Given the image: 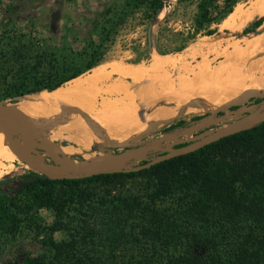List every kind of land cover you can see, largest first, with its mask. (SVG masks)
I'll list each match as a JSON object with an SVG mask.
<instances>
[{
  "label": "trees",
  "instance_id": "trees-1",
  "mask_svg": "<svg viewBox=\"0 0 264 264\" xmlns=\"http://www.w3.org/2000/svg\"><path fill=\"white\" fill-rule=\"evenodd\" d=\"M239 1L198 0L193 26L180 33L177 50L196 35L213 34L210 25L227 18ZM141 6L150 20L163 1L120 0L100 13L85 37L67 40L71 30L61 27L58 44L1 30L0 102L53 92L100 64L117 26ZM261 22L253 20L241 33H254ZM74 41L82 43L80 49L72 47ZM200 118H178L162 130ZM40 209L52 213L49 225L37 215ZM22 229L41 236L42 250L21 253L11 264H264V119L138 171L76 179L30 172L4 177L0 241ZM55 231L62 238L54 239Z\"/></svg>",
  "mask_w": 264,
  "mask_h": 264
},
{
  "label": "rangeland",
  "instance_id": "rangeland-1",
  "mask_svg": "<svg viewBox=\"0 0 264 264\" xmlns=\"http://www.w3.org/2000/svg\"><path fill=\"white\" fill-rule=\"evenodd\" d=\"M119 1L1 0L0 31L6 29L39 41L58 44V41H62L60 39L61 27H68L71 30L72 34L67 36V40L72 37H85L90 29V24L102 18L100 13L106 9H112L113 6L118 5ZM162 1V8L150 20L146 17V9L143 6L127 14L111 35L110 40L105 43L102 62L117 60L136 64L135 61L138 58L144 60L138 63L155 60V62L171 64L174 61H179L186 73L192 64L218 65L227 62L232 68L238 70L244 68L249 61L259 58L263 62L259 69L251 75L247 85L249 90H242L233 95V98L227 103L215 106L204 104L205 110L178 117L189 121L191 116L201 115L199 120L189 122L185 127L166 132L162 129L178 118L165 122L153 120L149 121V125L145 127L141 135L130 134L129 139H123L116 145H95L86 150H74V152L68 149L70 147L65 142L64 103L57 104L52 119L48 113L39 112L35 116L30 115L34 114V111H28L19 114L35 140L36 149L41 153L43 160L50 164L54 173L78 172L81 169L76 166L90 168L108 162L126 150L144 147L146 149L144 153H132L124 160L125 166L136 165L142 160L175 147L176 144L192 142L223 128L229 122L255 109L264 99V26L254 33L242 34L241 30L246 26L245 23L251 19L249 18L246 22L233 28H228L222 23L225 16L223 21L220 20L219 23L210 25V29H216L213 34L196 35L182 49L177 50L182 42L180 33H185L193 26L198 0ZM253 1L241 0L234 6L243 12L249 5H252ZM217 3L221 5V0H217ZM234 6L233 11L235 10ZM81 46L80 41L72 43L75 50L80 49ZM257 82H260L262 87H256ZM237 89L238 86L230 91L235 94ZM255 98L259 101L255 102ZM25 100L19 97L15 101H2L0 110L7 111V108H10L12 104H23ZM201 102L202 105L205 103L202 99ZM229 106L236 108L229 109ZM217 111H221L219 116L215 115ZM262 117L264 114L259 118ZM11 136L22 142L20 137L13 134ZM31 157V161L17 160L11 163L9 170L3 172L0 179L28 172L39 173L34 155ZM36 213L46 225H49L53 220L49 210L40 209ZM52 236L59 240L63 234L55 231ZM40 238L41 236H36L33 231L22 229L14 239L1 240L0 264H11L21 253L35 255L41 252Z\"/></svg>",
  "mask_w": 264,
  "mask_h": 264
},
{
  "label": "crops",
  "instance_id": "crops-1",
  "mask_svg": "<svg viewBox=\"0 0 264 264\" xmlns=\"http://www.w3.org/2000/svg\"><path fill=\"white\" fill-rule=\"evenodd\" d=\"M243 13L251 14L246 26L257 18L262 22L255 30L264 26V0H254ZM262 62L259 58L253 59L238 70L227 62L192 64L184 73L179 61L171 64L155 60L136 64L103 61L75 77L84 85L67 100L49 103L30 115L36 116L40 111L48 113L52 119L57 104L64 103L68 149L74 152L95 145L112 146L129 139L130 134L141 135L149 121L165 122L199 112L205 108L204 104L227 103L233 95L249 90L247 85L251 75ZM237 86L233 94L230 89ZM256 87L260 88L262 84L257 82ZM201 99L205 102L203 105ZM17 119L22 120L21 117Z\"/></svg>",
  "mask_w": 264,
  "mask_h": 264
},
{
  "label": "water",
  "instance_id": "water-1",
  "mask_svg": "<svg viewBox=\"0 0 264 264\" xmlns=\"http://www.w3.org/2000/svg\"><path fill=\"white\" fill-rule=\"evenodd\" d=\"M263 114H264V99L257 105L255 109L229 122L223 128L213 131L209 134H206L192 142L186 143L185 145L173 147L163 153L156 154L153 157L146 160L144 163L136 164L133 166H125L124 160L121 162H104L97 166H92L90 168H86L78 172H70V173H54L52 171V167L50 166V164L46 163L43 160L41 153L36 149L35 140L32 134L30 133V131L28 130L27 126L24 124V122L6 114L2 110H0V128L5 129L11 134L20 137V139L22 140L25 146V151L27 155L29 157L34 155L35 162L38 168L37 170L44 177L48 179H61V178L76 179L94 174L114 173V172H133V171H138L140 169L148 168L149 166L157 162L169 159L176 155H182L188 152H192L211 141L233 134L239 130L248 128L256 124L257 122L261 121L262 119H264V117L259 118ZM137 150L139 153L142 152L144 153L146 149L144 147H137L134 149L126 150V152H129V156H130L132 153L137 154L136 153Z\"/></svg>",
  "mask_w": 264,
  "mask_h": 264
},
{
  "label": "bare ground",
  "instance_id": "bare-ground-1",
  "mask_svg": "<svg viewBox=\"0 0 264 264\" xmlns=\"http://www.w3.org/2000/svg\"><path fill=\"white\" fill-rule=\"evenodd\" d=\"M250 16H251V14H244L243 12H241V10H239L238 7H235V10L226 19H224V21L222 23H224L225 27L233 28L240 23L242 24V23L246 22ZM81 85H84V84H82V81L79 80V78H77L76 80H72L70 82L65 83L64 85H62L60 88L56 89L53 92L44 91V92H40L38 94H35L33 96H27V97L23 98V99H26L23 104H18V105L12 104L10 108H7V111H3V112L9 113L13 117H19V114L27 113L28 111H30V112L34 111L36 113L43 106L45 107V105H48L49 103H53V102H57V101H61V100H67V98L69 96H71L72 94H74L75 91H77V89ZM52 106L53 105H51V107ZM41 113H43V112H41ZM20 121H22V120H20ZM136 153L139 154L138 150L136 151ZM128 156H129V152L125 151L119 155L114 156L108 162H121V161L127 159ZM31 159H32V157H29L25 151L24 144L22 142H20L19 140L13 138L11 136L10 132H8L5 129L0 128V175L3 172H7V170H9V166L11 165V163H13L17 160H21V161H26V160L28 161L29 160V161H31ZM76 167L81 169V170L85 169V167L81 166V165L76 166Z\"/></svg>",
  "mask_w": 264,
  "mask_h": 264
}]
</instances>
